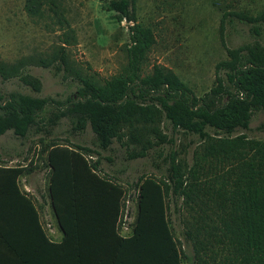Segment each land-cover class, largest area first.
<instances>
[{
    "label": "trees",
    "instance_id": "1",
    "mask_svg": "<svg viewBox=\"0 0 264 264\" xmlns=\"http://www.w3.org/2000/svg\"><path fill=\"white\" fill-rule=\"evenodd\" d=\"M110 4L131 22L126 69L102 84L76 72L77 93L65 101L11 93L0 102V136L12 129L25 137L48 104L56 105L59 117H71L79 130L89 123L103 148L113 138L122 141L125 127L136 131L131 138L137 140V132L145 131L147 124L160 142L166 141L157 125L163 114L175 127L207 137L206 125L232 133L247 128L252 112L264 108V44L227 47L229 58L216 66L217 85L199 97L172 69L156 64L151 73H142L155 33L138 22L136 0H111ZM45 5L62 23L56 0H27L26 9L32 16L41 15ZM229 14L253 24L261 35L264 10L256 15L233 11L222 18L224 44L223 22ZM58 60L59 71H70L64 47L37 64L48 67ZM24 65L25 61L0 60V76L15 77ZM21 80L40 89L36 77L22 75ZM209 155L215 168L228 165L229 169L203 181ZM47 164L51 207L64 239L49 241L33 200L21 190L19 177L26 166L0 165V252L5 257L1 263H29L23 238L32 234L41 236L46 247L60 250L61 264H185L189 255L175 238L168 217L167 195L172 188L166 181L141 178L134 228L129 236H122L123 186L101 175L80 147L52 145ZM172 169L173 192L184 197L191 217L185 231L194 253L190 264H264V139L243 134L221 138L207 148L203 162L195 163L189 178L177 165Z\"/></svg>",
    "mask_w": 264,
    "mask_h": 264
},
{
    "label": "rangeland",
    "instance_id": "2",
    "mask_svg": "<svg viewBox=\"0 0 264 264\" xmlns=\"http://www.w3.org/2000/svg\"><path fill=\"white\" fill-rule=\"evenodd\" d=\"M110 2L56 0L64 19L61 23L46 5L43 14L32 16L26 9L27 0H0V60L25 61L19 75L8 79L0 76V102L11 93L65 101L77 93L80 82L76 72L102 84L124 71L128 65L131 22L113 10ZM136 9L138 22L151 27L156 39L142 65V73H151L156 64L172 69L199 97L217 85L216 66L229 58L227 47L257 41L264 44V23L260 26L261 35H257L253 24L231 14L223 22L225 44L220 36L225 13L243 11L256 15L264 10V0H136ZM61 47L65 48L70 71H59L62 65L59 60L48 67L37 64L40 58H52ZM22 75L38 78L40 89L25 84ZM58 114L56 105L48 104L25 137L16 135L12 129L2 134L0 165L26 166L27 174L35 181L39 178L37 183L45 185L42 189L50 207L49 218L55 226L48 174L44 177L47 152L54 144L82 148L101 175L123 186L120 231L129 228L132 232L134 228L141 178L150 176L166 181L172 188L167 195L168 217L175 238L189 255L185 264H190L194 256L192 246L185 240L191 217L184 197L173 192V165L189 178L195 163L203 162L207 148L218 144L221 138L243 134L248 139H264V108L252 112L247 128L232 133L206 125L207 137L175 127L163 114L157 125L166 141L160 142L148 130L152 125L147 124L145 131L137 132V140L131 138L136 131L125 127L124 139L113 138L107 148L101 146L89 123L79 130L71 117ZM213 164L209 155L201 174L203 181L214 180L229 169L228 165L215 168Z\"/></svg>",
    "mask_w": 264,
    "mask_h": 264
},
{
    "label": "crops",
    "instance_id": "3",
    "mask_svg": "<svg viewBox=\"0 0 264 264\" xmlns=\"http://www.w3.org/2000/svg\"><path fill=\"white\" fill-rule=\"evenodd\" d=\"M48 174V185L50 181V167L48 166L44 170V177ZM38 177V176H37ZM39 178L36 180L38 181ZM29 174L23 173L19 177V185L23 192H25L34 202L40 216L41 225L45 231V234L49 241L53 243H60L64 239V233L60 229L58 223L57 226L52 225L50 221V207L46 201L45 192L42 189L45 185H39ZM132 232L129 231V228H125L123 231H120L122 236H129ZM23 241L25 242L26 247L23 249V253L26 255L29 263H15V264H61L60 262V250L50 247H46V243L43 238L39 235L27 234ZM5 258L3 253L0 252V264L2 259ZM36 261V263H30V261ZM11 264V263H7ZM14 264V263H12Z\"/></svg>",
    "mask_w": 264,
    "mask_h": 264
}]
</instances>
